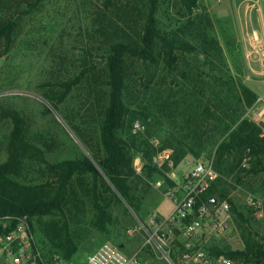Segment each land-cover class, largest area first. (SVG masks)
Listing matches in <instances>:
<instances>
[{"label": "trees", "instance_id": "trees-1", "mask_svg": "<svg viewBox=\"0 0 264 264\" xmlns=\"http://www.w3.org/2000/svg\"><path fill=\"white\" fill-rule=\"evenodd\" d=\"M43 1L0 0V57L9 51L15 37L14 13L25 16ZM199 1L146 0L147 9L140 24L133 17L117 21V13L113 15L115 19L109 17L110 7L116 1L104 0L97 29L105 43L104 81L100 87L89 86L88 93L95 101L103 102L98 107L99 144L91 158L107 181L85 156L48 161L49 147L43 149L30 140L26 118L17 110L4 111L2 116L9 118L12 126L6 145L7 159L0 163V219L22 218L34 231L35 219L40 224L45 217L64 218L69 204L79 202L75 184L91 201L92 225L101 233L108 232L110 221V203L103 191L111 193L117 201L121 198L139 215L143 204L140 185L144 179L156 180L161 176L151 163L154 150L149 137L151 129L165 126L163 121L167 127L163 128L161 148L173 151L175 164L187 155L200 158L210 148L214 150L212 166L221 177L238 172L264 173V126L245 116L258 96L230 72L213 34L210 17L196 13ZM20 2H26L28 9L21 10ZM161 5H165L167 12L174 11L168 16L167 27L161 26L157 17ZM135 62L143 64L144 76L134 68ZM84 63L86 66L85 60ZM91 70H96L94 64L82 70L81 76ZM79 82V76L61 81L57 92L49 90L43 97L59 105ZM93 82L98 85L96 80ZM138 87H143L146 95L151 93L150 101L141 98ZM136 120L146 126L145 136L131 133V125ZM135 154L143 161L142 176L133 168ZM246 156L248 169L240 167ZM29 173H38L39 182H27L25 177ZM98 180L103 191L98 189ZM219 182L220 177L203 198L213 194L228 198L243 248L233 250L210 243L207 251L236 264H264V231L260 233L254 228L256 217L250 209L238 208L224 191L218 190ZM263 190L253 195L259 196ZM41 226L52 247L48 252L42 251L44 256L58 253L70 260L77 254L78 243L68 223L51 218Z\"/></svg>", "mask_w": 264, "mask_h": 264}, {"label": "rangeland", "instance_id": "rangeland-1", "mask_svg": "<svg viewBox=\"0 0 264 264\" xmlns=\"http://www.w3.org/2000/svg\"><path fill=\"white\" fill-rule=\"evenodd\" d=\"M115 1L114 7H110L112 15L109 14V17L115 19L113 15L117 13V21L121 18L132 20L133 17L135 20L139 19L142 24L147 9L146 0ZM259 1V7L264 12V0ZM20 9H28L27 3L20 2ZM103 9L104 0H44L38 8L25 16L14 13L13 17L16 18L17 23L15 37L9 51L0 57V163L7 159L6 145L12 126L10 119L2 116V112L17 110L27 120L30 140L43 149L49 147L51 152L46 154L48 161L74 160L85 156L106 180L91 158L92 152L99 144L98 107H101L103 102L95 101L94 96L88 93L89 86L100 87L104 81L102 56L105 43L104 38L97 32L100 23L99 10L102 13ZM168 12L165 5L160 6L157 17L163 27L169 26L168 16L174 14L172 9ZM196 13H206L210 17L213 34L221 46L223 59L230 72L235 75L236 69H240L238 66L240 57L236 55L234 49L237 35L241 30L237 0H200ZM128 25L132 26V24ZM125 30L132 33L129 28ZM91 64L96 66V70L85 72L81 76L82 70L89 69ZM134 68L141 74L144 71L140 62H135ZM77 76L80 77V82L72 88L61 104L54 105L44 99L45 92L49 90L57 92L60 89L57 88L58 83ZM94 80L98 85L93 82ZM138 91L141 92L142 99L146 102L150 101L148 98L151 96L150 92L146 95L143 87H138ZM255 111L257 113L253 114ZM245 116L264 126V95L257 98L256 103ZM163 123L164 127H167V123L164 121ZM164 127L151 129L149 139L156 137L162 143ZM213 152L214 150L209 148L200 158L187 156L200 162L212 163ZM246 158L248 157L242 159L241 168L248 169L249 162L246 167L243 166ZM140 164L143 168L141 156L135 154L133 168L138 176H142V168L138 173L135 167ZM219 177L221 182L218 183V190L224 191L238 208L244 207L243 201L246 195L259 194L264 189V173L245 175L238 172L229 177H221L219 174ZM39 178L38 173H29L25 177L27 182L33 183L39 182ZM154 180L144 179L139 187L143 196L139 215L121 198L117 201L111 193L103 191L99 180L96 182L98 189L103 191L110 203L107 233H101L93 227L94 211L91 201L82 195L78 184H75L79 202L69 204L64 218L45 217L41 219L40 224L39 219L33 221L34 231H31L39 249H43L41 251L44 253L52 250L42 234L41 224H46L51 218H55L68 223L69 230L78 243L77 254L69 260L75 264H82L87 256L105 242L115 247L123 244V248H116L126 255L138 253L141 260L146 258L153 264H165L149 253L145 254V250H141L144 245V234L139 230V221L144 220L153 210L162 214L172 210L171 202L164 197L163 191L153 187ZM87 181L92 182V178H88ZM263 217L264 214L261 218H254L253 223L254 228L260 233L264 231ZM130 229L137 231L134 236L126 234ZM214 243L220 248L226 246L233 250L243 248L234 221L228 232Z\"/></svg>", "mask_w": 264, "mask_h": 264}, {"label": "built area", "instance_id": "built-area-1", "mask_svg": "<svg viewBox=\"0 0 264 264\" xmlns=\"http://www.w3.org/2000/svg\"><path fill=\"white\" fill-rule=\"evenodd\" d=\"M145 132L146 126L141 121L132 123L133 135ZM149 144L154 150L151 163L161 175L154 180L153 187L163 191L164 197L171 202L172 210L167 214L153 210L139 221V230L144 234L141 250L165 264H236L229 258L213 256L207 251L210 243L228 232L233 221L228 198H220L217 194L203 198L219 178L212 163L184 157L175 164L173 151L161 148L159 139L152 137ZM248 160L249 157L244 159V167ZM141 168V164L136 166V172L139 173ZM243 202L256 218L263 216L264 190L259 196L246 195ZM136 232L130 229L126 234L134 236ZM118 248L105 242L82 264H153L146 258L141 260L138 253L126 255ZM0 264L75 263L58 253L44 256L29 224L22 218L5 216L0 219Z\"/></svg>", "mask_w": 264, "mask_h": 264}, {"label": "crops", "instance_id": "crops-1", "mask_svg": "<svg viewBox=\"0 0 264 264\" xmlns=\"http://www.w3.org/2000/svg\"><path fill=\"white\" fill-rule=\"evenodd\" d=\"M259 6V0H237L241 30L234 47L240 57L239 64L236 62L240 69H236L235 75L258 98L264 95V12ZM118 247L123 248L124 245Z\"/></svg>", "mask_w": 264, "mask_h": 264}]
</instances>
